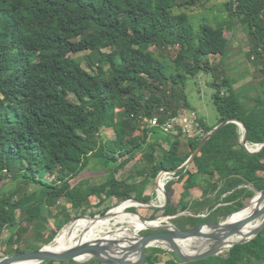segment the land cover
<instances>
[{"label":"trees","instance_id":"trees-1","mask_svg":"<svg viewBox=\"0 0 264 264\" xmlns=\"http://www.w3.org/2000/svg\"><path fill=\"white\" fill-rule=\"evenodd\" d=\"M205 1L0 0V168L4 172L0 179L10 176V181H15L9 188L5 180L0 185V243L10 245L5 254L41 246L13 247L19 240L22 221L42 223L47 205L64 199L70 209L82 215L108 197L121 202L133 197L148 203L151 197L141 196L148 177L175 169L189 157L200 139L187 138L188 150L182 153L178 150L181 133L164 134L159 127H149L147 120L158 115L163 121L178 112L172 105L168 82H184L187 74L207 72L211 67L209 55L227 54L224 21L214 25L202 21L194 28L189 19L188 8ZM224 6L232 17L227 24L241 16L246 26L254 46V53L247 56L255 54L261 62L257 69L263 86L264 0H226ZM107 38L110 49L103 52ZM153 46H176V56L170 61L158 58ZM84 51H88L87 56L75 55ZM82 60L90 71L81 68ZM211 86L218 113L216 124L238 118L247 127V141L263 143L264 98L257 96L254 104L246 105L226 75L219 82L213 80ZM186 106L191 107L187 102ZM203 125L206 131L214 126ZM102 128H111L114 136L103 138ZM154 135L156 139L150 140ZM240 138L241 131L234 122L219 128L192 165L179 170V177L165 184L167 203L150 206L153 214L148 218L141 215L150 220L159 211L168 215L184 210L199 213L205 207L208 212L212 210L205 218L175 217V225L186 229L237 211L244 205L242 199L253 195L246 184L256 190L264 188V175L259 173L264 170V148L247 153ZM138 152L148 164L142 171L144 178L139 182L117 179L116 172ZM121 153L126 154L122 160ZM85 169L102 170L104 180L90 184L81 179L72 186L70 181ZM47 174L52 175L51 180ZM198 177L202 195L191 201L186 190L197 184ZM31 183L37 188L29 192L30 201L22 204L28 193L24 185ZM176 185L184 189L177 200L170 191ZM93 194L98 197L95 204L89 200ZM68 209L61 207L66 220L71 218ZM5 227L13 233L2 243ZM163 254L168 255L163 264H184L173 252L157 246L146 249L142 264H157ZM70 261L98 264L96 259L38 264ZM186 264H264V229L235 244L225 256Z\"/></svg>","mask_w":264,"mask_h":264},{"label":"rangeland","instance_id":"rangeland-1","mask_svg":"<svg viewBox=\"0 0 264 264\" xmlns=\"http://www.w3.org/2000/svg\"><path fill=\"white\" fill-rule=\"evenodd\" d=\"M226 0H207L203 4H198L192 7H189L187 12L189 15V19L192 22L194 28L199 26V23L205 21L209 24H216L217 22L224 21L225 27V34L228 37V46H227V54L225 56L220 55H209L207 60L209 65L211 66L207 72L200 71L194 76L187 74L185 81H178L176 84H171L168 82L167 87L169 91V95L172 101V105L176 106V111L183 112V111H190L194 110L197 115L203 117L206 120V123L210 126L215 125L218 121V113L217 108L213 101V91L214 89L211 86V82L213 80L221 81L223 76H228L232 79L234 83V88L237 91L238 96L246 105H252L255 102L257 96L260 98H264V85L261 86V76L258 72L257 66L261 67L262 65L259 62V59L255 56V54L251 55V58H248L247 53L253 52L254 46L251 41L250 36L246 32V26L240 16V18H234V23L232 25L227 24L228 21L232 18L230 16V12L225 9L224 3ZM110 49L109 39L107 38L105 43L102 45L101 50L103 52H107ZM153 52L158 56V58L165 59L167 61L172 60L176 56V46L172 47H165L160 48L153 46L151 47ZM254 53V52H253ZM77 55H88V51H84ZM94 58H97L94 54ZM254 59V60H253ZM205 61V60H203ZM81 68L85 71H90L87 63L82 60ZM157 93H160L157 90ZM186 102L191 106L190 109L186 106ZM240 129V128H239ZM241 131V130H240ZM100 136L105 139H111L114 136V133L111 128H102L100 130ZM255 148V147H254ZM178 149L180 152H184L188 150L187 140L184 137L179 138V145ZM126 154L121 153L119 154V159L122 160L126 156ZM123 157V158H122ZM142 159V160H141ZM130 164L124 165L120 168L116 175L120 177H125L132 172L134 177L136 176V180L143 179L144 176L142 171H144L143 165L147 164L146 159L141 154L137 155V159L132 161ZM148 165V164H147ZM130 166V167H129ZM142 167V171L140 169ZM148 168V167H147ZM146 170V169H145ZM141 171V172H140ZM146 172V171H145ZM261 175H264V170L259 172ZM4 174L3 170L0 168V175ZM106 173L102 170H84L82 176H91L89 178L90 182L98 183L104 180V175ZM48 180H51L52 175L47 174L45 176ZM10 176L5 177V179H0V185L6 181V187L13 186L14 182L10 181ZM79 177L72 179L70 183H75ZM24 190L28 193L23 196L22 204L30 201L29 192L34 190L36 187L35 184L31 183L29 185H24ZM156 189V186L155 188ZM22 191V190H21ZM20 196L22 195L19 192ZM18 194V195H19ZM154 195H156V190L154 191ZM94 196V195H92ZM157 196V195H156ZM91 197V196H90ZM89 200L91 203L95 204L97 199L90 198ZM15 198H19V196H15ZM14 198V199H15ZM95 202V203H94ZM121 201H118L115 197H108L107 200L101 204L100 206H93L89 207L85 210L83 214L88 215V217H93L97 215H102L106 211L110 210ZM150 204H141L137 206H130L127 208V211H141L146 218H148L151 214L149 210L152 204L159 206L164 202V196L162 200L158 197L154 198L152 201H149ZM64 199H60L56 205H47L45 208V212L43 215L42 223L38 224L36 221L26 222L22 221L23 223L20 225L21 232L19 236L18 242H16L13 247L18 246L19 248H26V246L36 245V244H47L51 242L56 236L63 230V228L67 225L66 223L70 220L81 216L79 213L80 211L74 208L70 209V204L66 203ZM245 204V203H244ZM67 207V211L70 212V220L64 219V212L61 210V207ZM212 211V210H211ZM211 211L209 213H211ZM208 213V214H209ZM187 212H184L182 215H186ZM207 214V215H208ZM140 215V214H139ZM180 215V216H182ZM162 216V212L159 211L156 213L157 217ZM207 217V216H206ZM20 219V217H18ZM175 219H169L170 222L175 224ZM221 218L220 220H223ZM21 222V219L20 221ZM60 226V227H59ZM124 227V224L114 221V219L110 223L111 229H115L116 227ZM115 227V228H114ZM103 231V230H102ZM106 231V230H104ZM128 231H133V228H129ZM42 233V237L39 238V233ZM139 232H145V230H139ZM13 233L12 230L10 231L8 227H5L3 233L1 235L2 243H4L10 234ZM121 234H126V230H122ZM44 242V243H43ZM9 244H1L0 243V257L5 254L6 249L9 247ZM165 250L167 248L161 247ZM14 254V253H12ZM167 258L166 254L161 255L158 259L160 263L163 264V261ZM76 261V260H75ZM79 262V261H78ZM76 263L74 261H70V264ZM97 264V263H96ZM186 264V263H184Z\"/></svg>","mask_w":264,"mask_h":264},{"label":"water","instance_id":"water-1","mask_svg":"<svg viewBox=\"0 0 264 264\" xmlns=\"http://www.w3.org/2000/svg\"><path fill=\"white\" fill-rule=\"evenodd\" d=\"M229 122L236 123L240 128L242 132L240 142L247 153L255 154L264 148V142L259 144L247 141V127L240 119H224L205 133L196 147L192 150L189 157L181 165L169 171L178 172L189 166L211 136L219 128ZM251 144H255L256 147L250 146ZM156 178H158V175ZM161 187L163 190L164 203L159 206L155 204L151 206L163 207L164 204L167 203L165 187L164 185ZM251 187L253 189V195L249 202L244 204L237 211L227 215L223 220H203L194 226L181 229L170 222L169 219L184 214L183 211L147 220L134 210L129 212L138 215L142 222L149 223L139 230H150V232L145 233L139 232V230H133L128 231V235L124 236L120 233L124 228H109L106 231H100L99 234L91 239H80L73 244L58 249L49 247V245L54 242L55 239H53L51 242L41 245L38 249L4 255L0 257V264H11L12 262L25 260L32 261L34 264L46 260H76L85 262L90 259L98 260V264H142L144 262L146 248L154 246L166 247L167 250L173 252L182 263H189L214 255L225 256L235 244L250 240L264 229V188L256 190L253 186ZM125 200H134L146 205L150 204V202L147 203L133 197L122 201ZM251 204L252 208L248 213L240 217H233L235 213L248 208ZM110 214L111 211L108 210L102 215L93 216L92 219L107 217ZM86 216L88 215L82 214L66 224ZM199 216L206 217L205 215Z\"/></svg>","mask_w":264,"mask_h":264},{"label":"bare ground","instance_id":"bare-ground-1","mask_svg":"<svg viewBox=\"0 0 264 264\" xmlns=\"http://www.w3.org/2000/svg\"><path fill=\"white\" fill-rule=\"evenodd\" d=\"M250 146L256 147L255 144H251ZM158 190L157 195L160 200L163 198L162 185L164 184L162 176L158 177ZM251 199V198H250ZM249 202V201H248ZM247 202V203H248ZM142 203L136 201H123L110 209L111 214L107 217H102L98 219H92L91 217H82L75 219L68 223L63 230L56 236L53 243L49 245L50 248L58 249L64 248L70 244H73L77 240H86L94 237L99 234L100 231L107 230L110 227L111 221H114L124 224V229L126 230V234L128 235V229L133 228V230L142 229L144 226L149 224L148 222H142L138 215L127 211V208L130 206L141 205ZM252 208V204L238 213H235L233 217H240L244 214L248 213ZM120 227V226H119ZM115 228V227H114ZM122 229V230H124ZM122 232V231H121ZM120 232V233H121ZM166 248V247H164ZM11 264H34L32 261H17L12 262Z\"/></svg>","mask_w":264,"mask_h":264},{"label":"built area","instance_id":"built-area-1","mask_svg":"<svg viewBox=\"0 0 264 264\" xmlns=\"http://www.w3.org/2000/svg\"><path fill=\"white\" fill-rule=\"evenodd\" d=\"M159 118L160 117L158 115H154L147 120V125L149 127H159V129L164 134L181 133V135L193 139H201L206 133L205 127L203 125L206 120L204 118L200 119L194 110H187L183 112H177L176 114H171L163 119V121H160ZM159 176H162L164 181L163 185L165 186L168 181L176 180L179 177V174L169 170H161L158 174V177ZM158 180L159 179L157 178V182ZM156 189L158 190V188Z\"/></svg>","mask_w":264,"mask_h":264},{"label":"crops","instance_id":"crops-1","mask_svg":"<svg viewBox=\"0 0 264 264\" xmlns=\"http://www.w3.org/2000/svg\"><path fill=\"white\" fill-rule=\"evenodd\" d=\"M241 134H242V132H241ZM180 137H184L186 140H187V138H190V137H187V136H184V135H181ZM151 139H156L155 138V135L153 136V137H151L150 138V140ZM160 142L161 143H164V141L163 140H160ZM165 144H167V142L165 143ZM164 145V144H163ZM179 150V149H178ZM184 152H186L185 150H184ZM183 152V153H184ZM138 154H141L140 152H138V153H136V155H135V158H133L132 160H130L129 162H127L126 164L128 165V164H130V162H131V165L132 164H134V163H132V161H135L136 159H137V155ZM142 160V159H141ZM194 160V159H193ZM193 162V161H192ZM192 162L189 164V166H187V167H190L191 165H192ZM125 164V165H126ZM130 167V166H129ZM145 167H148V165L146 164V165H143V168H145ZM187 167H185V168H187ZM184 168V169H185ZM140 169H141V171H142V167L140 166ZM85 170H95V169H85ZM84 171V170H83ZM83 171L81 172V174L78 176L79 177V179L78 180H76V182L77 181H79V180H81V179H85V180H88V183H92V182H90V180H89V178H91V176H83V177H81L82 176V173H83ZM140 171V172H141ZM141 174H143V176H144V172H142ZM116 176V178L117 179H125V180H128L129 182H133V181H136V182H139V181H141L142 179H140V180H136L135 178H136V176L134 177V174L132 173V172H129V174L127 175V176H125V177H120V176H117V175H115ZM157 176H155V177H148V179H147V182L145 183V186H144V189L142 190V193H141V196H150L151 198H150V201H152L154 198H156L157 196L156 195H154V191L155 190H157V189H154L155 188V186H156V188H157V178H156ZM144 178V177H143ZM200 180H201V178H197V181H196V183L197 184H195V186L194 187H192V188H189L188 190H186L187 191V196H188V198H190L191 199V201L192 200H196V199H200L201 198V195H202V189H201V185L199 184V182H200ZM75 182V183H76ZM75 183H70L72 186L75 184ZM176 187V188H175ZM175 187H173L172 186V188L170 189V191H171V193H173V196H174V198H175V200H177L178 198H179V193H181L184 189L182 188V187H180V188H178V185H176ZM246 187L248 188V189H250V190H252L253 191V189H252V187H251V185H250V183H248V184H246ZM176 189L177 190H179V191H176ZM156 194H157V191H156ZM94 195V194H93ZM211 195H214V193L213 194H211ZM211 195H209V196H211ZM224 195H226L225 193L224 194H222L221 196H220V199L224 196ZM90 198H94V200H98V197L96 196V194L94 195V196H92L91 195V197ZM237 200H240V198H238ZM250 200V198H243L242 199V201H243V204L245 203H247L248 201ZM164 203V202H163ZM230 203V202H229ZM221 203H218L217 205H220ZM216 205V206H217ZM216 206H214L212 209H214ZM243 206V205H242ZM241 206V207H242ZM152 207H154V206H152ZM240 207V208H241ZM135 211H137L136 209H134ZM149 210L151 211V213H153V209H151V208H149ZM210 209H208V207H205L203 210H201V212H199V213H195L194 211H190V210H184L183 212H187V214L186 215H191V216H195V217H200L199 215H205V216H207V214L209 213L208 211H209ZM138 213H139V211H137ZM180 212H182V211H180ZM140 215L142 214H145V213H139ZM231 214V213H230ZM141 215V216H142ZM182 215V214H181ZM163 216V215H162ZM178 216H180V215H178ZM144 217V216H143ZM177 217V216H176ZM226 217V216H225ZM225 217H222V218H225ZM201 218H205V217H201ZM263 230V229H262ZM261 230V231H262ZM255 237V236H254ZM147 249V248H146ZM161 256V255H160ZM167 257H168V255H166ZM164 262V261H163ZM158 263H160V262H157V264Z\"/></svg>","mask_w":264,"mask_h":264},{"label":"clouds","instance_id":"clouds-1","mask_svg":"<svg viewBox=\"0 0 264 264\" xmlns=\"http://www.w3.org/2000/svg\"><path fill=\"white\" fill-rule=\"evenodd\" d=\"M206 132H207V131H206ZM185 169H186V168H185ZM185 169H184V170H185ZM172 170H173V169H172ZM177 173H178V172H177ZM158 174H159V173H158ZM158 174H157V175H158ZM164 187H165V186H164Z\"/></svg>","mask_w":264,"mask_h":264}]
</instances>
